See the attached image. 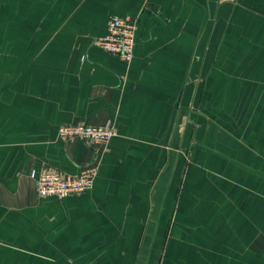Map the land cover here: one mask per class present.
I'll list each match as a JSON object with an SVG mask.
<instances>
[{"label": "crops", "instance_id": "obj_1", "mask_svg": "<svg viewBox=\"0 0 264 264\" xmlns=\"http://www.w3.org/2000/svg\"><path fill=\"white\" fill-rule=\"evenodd\" d=\"M111 17L130 62L96 45ZM0 264H264V0H0Z\"/></svg>", "mask_w": 264, "mask_h": 264}, {"label": "built area", "instance_id": "obj_2", "mask_svg": "<svg viewBox=\"0 0 264 264\" xmlns=\"http://www.w3.org/2000/svg\"><path fill=\"white\" fill-rule=\"evenodd\" d=\"M137 22L138 20L132 17H111L106 35L98 38L96 45L108 54L130 62L134 57ZM116 134L115 125L110 120L101 126L85 122L73 123L61 127L58 132L62 139H80L95 146H104ZM97 171V165L91 164L83 167L76 176L58 171L43 173L36 182L38 194L45 198L83 195L92 188Z\"/></svg>", "mask_w": 264, "mask_h": 264}, {"label": "rangeland", "instance_id": "obj_3", "mask_svg": "<svg viewBox=\"0 0 264 264\" xmlns=\"http://www.w3.org/2000/svg\"><path fill=\"white\" fill-rule=\"evenodd\" d=\"M98 47H99V46H98ZM68 125H69V124H68ZM64 126H66V125H64ZM61 127H63V126H61ZM61 127H60V128H61ZM60 128H59V129H60ZM59 129H58V132H59ZM76 140H80V139H76ZM81 141H83V140H81ZM96 165H97V164H96ZM97 167H98V165H97ZM58 172H60V171H58Z\"/></svg>", "mask_w": 264, "mask_h": 264}]
</instances>
